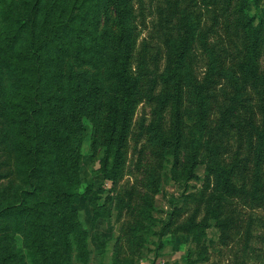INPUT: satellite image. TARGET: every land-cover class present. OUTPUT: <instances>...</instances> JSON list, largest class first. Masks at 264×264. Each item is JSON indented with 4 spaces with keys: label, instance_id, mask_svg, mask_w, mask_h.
Here are the masks:
<instances>
[{
    "label": "trees",
    "instance_id": "trees-1",
    "mask_svg": "<svg viewBox=\"0 0 264 264\" xmlns=\"http://www.w3.org/2000/svg\"><path fill=\"white\" fill-rule=\"evenodd\" d=\"M143 1L0 0V149L13 155L22 183L12 191L14 197L0 204V264H26L25 248L34 254L32 264L87 263L89 232L75 205L81 197L90 198L94 221L107 209L106 203L96 204L94 187L82 193L79 189V142L86 121L92 125L90 156H99L97 173L114 186L124 177L133 118L143 98L153 108L154 119L145 131L158 163L171 162L173 172L188 180L203 162L208 185L214 181L204 216L197 221L191 215L175 231L189 234L198 244L215 227L224 240L236 223L225 213L229 199L239 196L264 205V0H202L212 12H222L232 43L236 39L239 44L230 66L223 51L216 53L207 37L198 35V14L187 11L181 0H165L168 16L158 39L167 57L155 75L146 49L137 57L143 12L136 6L142 8ZM197 38L207 60L202 81L190 62ZM221 78L230 93L219 105L218 123L208 127L207 91ZM185 86L193 87L197 103L196 124L189 131ZM230 131L249 149L244 153L239 146L227 162L229 146L222 134ZM103 190L102 185L97 192ZM147 197L139 207L141 217L129 227L130 249L141 246L147 222L154 218L153 200ZM18 234L24 240L20 248ZM131 252L116 264H139L135 257L140 249ZM201 254L192 259L190 252L186 264H206L207 256Z\"/></svg>",
    "mask_w": 264,
    "mask_h": 264
},
{
    "label": "rangeland",
    "instance_id": "rangeland-1",
    "mask_svg": "<svg viewBox=\"0 0 264 264\" xmlns=\"http://www.w3.org/2000/svg\"><path fill=\"white\" fill-rule=\"evenodd\" d=\"M204 3L206 2L202 0L180 1L181 6L187 4L185 6L187 11L198 14L200 18L198 35L201 37L204 34L207 37L206 42L215 48L216 53L223 51L221 54L229 57L227 60L225 55V60L230 66L231 60L235 61L234 55H237L239 44L236 39L232 43L231 31L225 24L222 12H212L213 8ZM165 5V0H144L142 8L140 5L136 6V9H141L143 12L142 25L138 29L137 57L141 53H139L140 50L146 49L149 69H154V75L158 68L160 70L164 68L167 57L165 48L158 39L162 30V21L168 16L167 9H164ZM261 8H264V3L261 4ZM255 12L256 9L253 8L251 13L255 14ZM137 19L140 23L141 17ZM201 43L200 38H197L195 48L190 55L193 73L198 81H202L207 62ZM236 44H238L237 48H235ZM225 93H230V88L223 78L207 91L208 108L205 122L208 127L218 123L219 105L223 103ZM250 94L255 100V93L250 91ZM184 108L190 112V118H186L185 122L186 131L194 130L197 120L195 112L197 103L192 86H185ZM254 112L256 114V111ZM153 115L152 104L145 98L141 99L136 106L133 118L124 177L114 186L110 181L102 180L97 173L99 156L94 158L90 156L92 125L86 121L87 130L79 142L82 152V185L79 189L82 193L88 186L94 187L93 197H98L96 204L102 207L106 203L107 212L105 216L94 221V208L90 204L92 203L90 198L81 197L79 204L75 205L80 221L89 232L91 255L85 264H116V261L121 258L129 254L133 255L132 249H140L135 257L139 260V264H153V261L155 264H186V256L190 252H192L191 258L196 259L201 257L202 251L201 255L207 256L206 264H264L263 204L260 206L249 204L239 196L229 199L225 213L232 215L236 223L234 222V226L229 230L226 241L220 238V230L215 227L208 228L206 238L198 244L193 242L189 234L175 231L177 225L188 220L191 215L195 214L197 221L204 216L205 199L213 193L214 181L212 180V183L208 185L206 166L203 162L195 168V176L188 180H185L184 176H179L181 173L173 172L171 162L164 160L162 165L158 163L154 154L155 148L150 144L149 136L145 131L147 125L154 119ZM169 118L170 113L167 110L164 113L166 127H168ZM222 136L229 146V150L224 154L227 162L231 160L239 146L242 152L248 151L247 143L244 141L241 144L233 131ZM0 173L7 174L6 178H0L1 204L9 196L14 197L12 193L22 185L15 171L14 157L5 148L0 149ZM102 185L104 190L98 193ZM145 194L148 199L153 200L154 218L147 222L148 230L143 233L144 241L141 246L133 245L130 249L129 227L141 217L139 207L144 204ZM107 195H110L109 200L106 199ZM176 205L181 207L180 210H174ZM180 211L184 212L177 215ZM15 242L18 248L22 247L23 236L16 235ZM160 245H163L162 248ZM32 253L29 248L24 249L26 264H32L30 261L34 256Z\"/></svg>",
    "mask_w": 264,
    "mask_h": 264
}]
</instances>
